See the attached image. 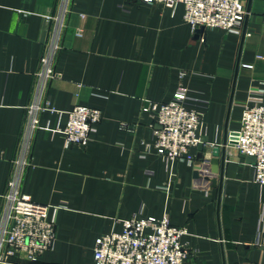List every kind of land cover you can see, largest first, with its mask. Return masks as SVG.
I'll return each instance as SVG.
<instances>
[{
	"label": "crops",
	"instance_id": "crops-1",
	"mask_svg": "<svg viewBox=\"0 0 264 264\" xmlns=\"http://www.w3.org/2000/svg\"><path fill=\"white\" fill-rule=\"evenodd\" d=\"M246 1L240 33H194L182 3L0 0V215L35 104L20 189L58 206L53 248L12 263L94 264L99 236L132 217L168 215L186 228L185 264H264V184L235 147L222 160L226 135L264 87V0ZM56 42L58 77L38 94L42 57ZM180 85L205 110L199 134L208 141L192 147L194 165L158 154L154 120L142 112L145 99L170 101ZM79 104L102 119L87 146L66 147L68 111Z\"/></svg>",
	"mask_w": 264,
	"mask_h": 264
},
{
	"label": "built area",
	"instance_id": "built-area-1",
	"mask_svg": "<svg viewBox=\"0 0 264 264\" xmlns=\"http://www.w3.org/2000/svg\"><path fill=\"white\" fill-rule=\"evenodd\" d=\"M141 3H161L171 8L184 4V18L194 33L210 28L240 33L248 15L246 0H136ZM58 44L53 43L42 57L38 76V94L42 93L48 79L58 77L52 67V58ZM189 89L178 86L172 100L157 102L145 99L142 112L152 116L156 136L154 146L167 162L195 164L191 149L201 142L199 131L203 126L205 110L192 106ZM196 105V104H194ZM204 106V105H202ZM205 107V106H204ZM30 108L27 130L24 135L23 156L9 181L5 195L6 204L0 215V261L34 263L51 250L56 240V221L50 209L57 205L34 201L20 189L23 167L31 132L38 126L35 111ZM102 119L100 109L75 105L68 111V121L63 130L65 146H87L91 133ZM230 147L241 154L254 156L255 181L264 184V87L253 91L245 103L239 129L228 134ZM230 141H235L230 144ZM122 231H112L99 236L94 244V264H185L190 249L182 241L186 228L173 225L168 215L132 217L124 221ZM264 250V237L260 243Z\"/></svg>",
	"mask_w": 264,
	"mask_h": 264
},
{
	"label": "water",
	"instance_id": "water-1",
	"mask_svg": "<svg viewBox=\"0 0 264 264\" xmlns=\"http://www.w3.org/2000/svg\"><path fill=\"white\" fill-rule=\"evenodd\" d=\"M250 11V4L248 5V13ZM229 134V133H228ZM228 134L225 137V140L223 142V146H222V160L225 161L226 160V153H227V148L229 146V141H228ZM208 141L207 137H202L201 138V142L199 143V149L202 151L203 149V144L205 142ZM235 141H230V144H234ZM202 156V153L199 154V157ZM243 157H245L246 159L250 160V161H255L256 158L254 156H250V155H242ZM0 264H18V263H11V262H1Z\"/></svg>",
	"mask_w": 264,
	"mask_h": 264
}]
</instances>
